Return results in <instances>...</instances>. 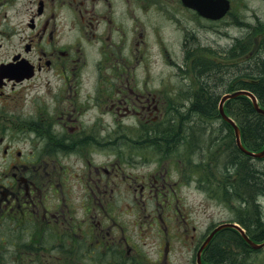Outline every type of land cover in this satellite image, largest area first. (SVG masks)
Segmentation results:
<instances>
[{"label": "flooded vegetation", "instance_id": "flooded-vegetation-1", "mask_svg": "<svg viewBox=\"0 0 264 264\" xmlns=\"http://www.w3.org/2000/svg\"><path fill=\"white\" fill-rule=\"evenodd\" d=\"M201 2L204 11L220 9L208 0ZM259 2L264 7V0ZM190 3L192 6L184 0H0V228L12 229L13 259L20 254L37 261L48 259L52 256L48 246L52 244L61 246V255L74 253L73 259L80 264H86V260L100 264H128L130 257L136 260L128 228L110 213L108 199L119 183L114 178L116 173L111 174L107 166L92 169L90 161L84 163L88 170H83L87 172L82 177L84 181L88 178L90 198L105 215L98 222L93 220L95 215L80 219L72 209L70 196L61 190H56L53 203L48 204L50 188L59 186L63 175L57 161L47 155L48 147L42 146L40 153L33 149L25 153L17 147L41 143V130L63 117L67 118L60 124L63 129L70 122L67 128L74 133L87 129L90 139L98 128L96 121L104 130L111 129L104 115L115 116L116 120L134 117L139 120L133 130L136 133L154 129L145 125L152 123L159 124L155 125L159 132L167 130L160 125L168 113L163 95L148 87L149 77L144 76L142 81L137 77L144 66L147 38L174 20L178 12L218 23L248 10L245 0H230L226 14L212 18L200 12L194 1ZM28 103L33 106L32 112L24 111ZM43 103L45 109L37 106ZM49 104L54 108L53 118L48 117ZM80 116L87 118L82 127L75 124L80 123ZM170 164H174L172 159L162 167ZM177 170L183 179L186 174L179 167ZM166 176L164 171L158 172L154 187L148 191L156 198L162 193L167 202L175 189L172 183L166 184ZM148 186L144 182L140 190L136 187L141 197ZM153 212L149 214L151 220L164 236H169L174 224L171 214L164 217L160 208ZM106 218L112 222L106 224ZM186 218L178 227L185 238L189 233ZM253 234L256 241L264 240V228L255 229ZM191 238L194 244L197 236L192 234ZM3 241L0 236V243ZM170 248L167 238L159 249L165 263ZM207 251L206 247L204 260Z\"/></svg>", "mask_w": 264, "mask_h": 264}, {"label": "rangeland", "instance_id": "rangeland-1", "mask_svg": "<svg viewBox=\"0 0 264 264\" xmlns=\"http://www.w3.org/2000/svg\"><path fill=\"white\" fill-rule=\"evenodd\" d=\"M245 1L248 3V10L218 23L192 19L189 14L178 12L174 20L167 21L164 28L147 38L149 44L144 54V66L139 68L137 77L141 81L144 76L149 77L148 87L163 95L168 113L160 125L166 124L167 130L161 129L159 132L156 130L159 124L152 123L145 125L148 127L153 125L154 129L136 133L137 130H133L139 120L134 117L116 120L115 116L104 115L105 124L111 129L104 130L96 121L98 128L95 127L93 137L90 139L87 134L90 131L87 129L74 133V130L67 128L70 122L63 129L60 124L67 121V118L63 117L58 123L49 125L48 128L45 126L41 130V143L20 144L17 147L25 153L32 149L40 153L44 150H41L42 146L48 147L47 155L54 162L57 161L58 171L63 172L58 181L60 185L49 190L48 204L53 203L56 190H61L66 196H70L72 209L80 219L86 214L95 215L93 220L98 222L105 215L97 201L92 202L90 198L88 178L86 177L87 181H84L82 177V174L87 172L83 170H88L84 163L90 161L92 169L95 166H107L111 169V174L116 173L114 178L119 183L111 192L112 196L109 195L111 197L108 200L112 204L110 213L128 228L129 243L139 252H136V260L130 257L128 264H196L197 250L207 233L220 223L234 221L233 215L240 210L239 199L233 200L235 203H229L213 195V192L221 194L223 184L220 181L223 174L226 171L233 173L238 170L227 167L230 162L237 163L232 147L226 145L228 150L223 153V149L226 148L223 144L229 128L224 126L222 119L219 118V102L218 111L206 108L204 112L207 113V117H201L195 112L192 103L196 98L195 94L200 90L204 101L212 94L214 96L220 94L218 98L220 101L224 94L233 89L232 85L236 88L237 74L241 73L240 67L248 64L239 52L232 53L230 49L244 45L250 51L254 44L253 37L258 33L264 35V7H260L259 0ZM247 16L252 17L245 18ZM261 37L263 38L262 35ZM256 56L264 57V42ZM206 61H211L214 66L219 67L220 80L216 87L215 84L213 86L212 79H210L212 86L202 87V81L206 80V76L200 75L198 66L206 65ZM37 106L45 109L46 103ZM48 109V117L53 118V105L49 104ZM24 111L32 112V104L28 103ZM86 120L87 118L80 116L78 120L80 123L75 124L82 127ZM34 136L35 133H32L33 140ZM169 138H173L175 143L169 142ZM38 144H41L40 147ZM228 151L229 158L233 155V161L226 162ZM120 157L124 160L118 161ZM126 158L128 160H125ZM168 159H172L174 164L162 167ZM250 163L252 166L264 168L263 159H252ZM244 164H247V159L244 160ZM177 167L186 174L183 179ZM161 171L167 175L166 184L172 183L175 189V195L167 202L164 201L162 193L156 198L154 193L148 191L154 187V178ZM158 179L162 180V176ZM144 182L150 186L144 197H141L136 187L140 190V185ZM102 196H105V193ZM260 200L263 198L259 197L256 203ZM163 201L164 204L161 205ZM95 206L97 207L94 209ZM252 207H255V204ZM154 208L158 211L160 208L164 217L167 213L171 214L174 224L171 225L167 237L159 229L158 224L151 220L149 214ZM259 215L264 217V208ZM184 217H188L187 238L178 232V227L183 226ZM104 221L109 224L112 219L106 218ZM193 226L197 227L195 231ZM257 227L251 226V232L253 233ZM11 234L12 229L7 226L0 228V236L4 238V243H0V264H80V261H73L74 253L68 251L61 255L59 253L61 246L52 244L48 246L49 253L52 254L48 259L37 261L22 254L13 259L10 253V250H13L10 243ZM192 234L197 236L194 244ZM217 235V242H228L223 236H234L228 231L219 232ZM167 238L171 241V248L165 263L159 249ZM230 241L236 259L234 263L264 264V250L261 252L249 250L245 245L237 244L241 242L237 241L236 237L235 242L232 239ZM205 261L203 264H208ZM83 262L100 264L96 260Z\"/></svg>", "mask_w": 264, "mask_h": 264}, {"label": "trees", "instance_id": "trees-1", "mask_svg": "<svg viewBox=\"0 0 264 264\" xmlns=\"http://www.w3.org/2000/svg\"><path fill=\"white\" fill-rule=\"evenodd\" d=\"M263 38L261 39L260 47L263 45L264 42V35L262 34ZM232 53L239 52L247 62L248 65H241L240 70L241 73L237 74L238 83L236 88L232 85L231 90L234 91L237 89H249L255 93L257 96L259 103L262 107H264V57L256 56V52L254 55H249V49L247 46L239 45L235 49H230ZM235 57V56H233ZM255 57V58H254ZM206 65L198 66L200 70V75L202 77L206 76V80L202 81V87L214 86L220 80L219 76V67L214 66L211 61H206ZM210 66H208V65ZM244 69V70H243ZM212 79V82L211 80ZM212 83V84H210ZM231 84V83H230ZM196 98L193 100L192 108L195 112L201 115V117H207V113L205 114V110L208 107L209 109L214 108L218 111V102H219V95L217 94L214 96H210L208 100L203 99L202 91L197 92ZM225 110L240 126L241 129V138L244 146L252 151H260L264 148V114L260 113L254 106L250 97L244 94L237 95L233 98H230L226 101ZM219 118L222 119L224 126L229 128V132L227 134V139L225 140V144L223 147V153L228 150L226 145H230L236 156V164H232L230 161H233V155L229 158V151L227 152V159L226 162H230L227 166L228 168H232L236 170V172L229 173L225 172L222 176V180L220 183L223 184V188L221 190V194H216L213 192V195L219 199H223L229 203H233L235 199H239L241 206L239 212L233 215V220L242 224L247 233L250 235L251 238H254V234L251 232V226L253 225L258 226L256 229L260 230L264 228V217L260 214L264 208V168H260L257 166H252L250 160L255 159L248 154L244 153L236 144L235 140V133L232 125L223 119L219 112ZM166 127V124H164ZM171 132V131H170ZM169 132V133H170ZM173 133V132H171ZM167 134V132H166ZM165 135V133H164ZM165 138V137H164ZM163 138V140H165ZM173 139V138H172ZM171 138H169V142L175 143ZM162 140V141H163ZM167 140V141H168ZM166 142V141H164ZM229 155V156H228ZM247 159V164H244V160ZM263 159V158H258ZM242 164L244 166L242 167ZM240 165V167H238ZM242 167V168H241ZM239 171V172H237ZM221 184V185H222ZM217 195V196H216ZM259 197H262L263 200H260L258 203L256 201ZM235 203V202H234ZM255 204V207H252ZM263 207V208H262ZM261 220L263 221L262 223ZM233 234L234 236H223L226 237L228 242L218 241V235L213 238L211 243L207 246V258L206 260L209 263L214 264H236L234 261L236 260L234 257V252L232 250V246L229 242L232 239L233 242L236 240L241 242L237 244H243L246 247H250L244 237L236 230L232 228H227L220 232H227ZM72 255L70 256V258ZM73 261H76L75 259Z\"/></svg>", "mask_w": 264, "mask_h": 264}, {"label": "water", "instance_id": "water-1", "mask_svg": "<svg viewBox=\"0 0 264 264\" xmlns=\"http://www.w3.org/2000/svg\"><path fill=\"white\" fill-rule=\"evenodd\" d=\"M186 4L188 5H191L192 4L190 3V1H194L196 3V7L199 9L200 12L204 13V15L206 16H210L212 18H217V17H220L222 14L225 13V11L227 10L228 8V0H225V3L223 4L221 1H216V0H208L210 3L214 4V5H217L220 7V9L218 10H212V11H208V10H203L202 9V2L201 0H184ZM239 94H247L248 96H250L252 98V101H253V104L255 106V108L262 114H264V108H261L259 103H258V100H257V97L251 92V91H248V90H239V91H236V92H233V93H228L226 95H224L221 99V102H220V112L222 114V116L228 121L230 122L233 126H234V129H235V135H236V142L239 146V148L241 150H243L245 153H247L248 155L252 156V157H263L264 156V150L261 151V152H252V151H249L247 150L242 142H241V132H240V128L239 126L234 122V120L229 117L225 110H224V103L227 99L231 98V97H234V96H237ZM224 227H234L236 229H238L242 235L245 237V239L248 241V243L254 247V248H259L261 246L264 245V242L263 243H256L255 241H253L252 239H250L244 229L239 225L237 224L236 222H227V223H223V224H220L219 226H217L213 232L210 234V236L207 238V240L203 243V245L201 246L200 250L198 251V255H197V258H198V263L199 264H202V261H201V251L202 249L207 245V243L209 242V240L212 238V236L215 234V232H217L218 230L224 228Z\"/></svg>", "mask_w": 264, "mask_h": 264}]
</instances>
